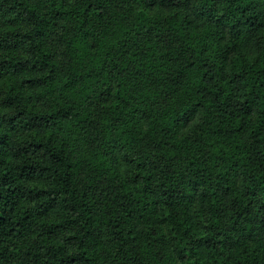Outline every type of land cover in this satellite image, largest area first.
<instances>
[{
  "label": "trees",
  "instance_id": "obj_1",
  "mask_svg": "<svg viewBox=\"0 0 264 264\" xmlns=\"http://www.w3.org/2000/svg\"><path fill=\"white\" fill-rule=\"evenodd\" d=\"M200 260L264 264V0H0V264Z\"/></svg>",
  "mask_w": 264,
  "mask_h": 264
},
{
  "label": "rangeland",
  "instance_id": "obj_2",
  "mask_svg": "<svg viewBox=\"0 0 264 264\" xmlns=\"http://www.w3.org/2000/svg\"><path fill=\"white\" fill-rule=\"evenodd\" d=\"M254 55H255L254 50H253V49H248V51H247V53H246V62H250V61L252 60V58H253ZM191 125H192V124H190V125L188 126V128H189ZM188 128L181 129V130H180V133L185 132ZM237 180H238L237 178H234V181H235V182H237ZM176 264H179V263L176 262ZM199 264H206V263H205V261H201V260H200Z\"/></svg>",
  "mask_w": 264,
  "mask_h": 264
}]
</instances>
